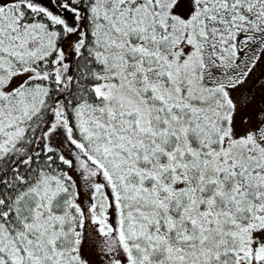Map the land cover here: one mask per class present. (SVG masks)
I'll return each instance as SVG.
<instances>
[{
	"label": "snow or ice",
	"instance_id": "snow-or-ice-1",
	"mask_svg": "<svg viewBox=\"0 0 264 264\" xmlns=\"http://www.w3.org/2000/svg\"><path fill=\"white\" fill-rule=\"evenodd\" d=\"M0 264H264V0H0Z\"/></svg>",
	"mask_w": 264,
	"mask_h": 264
},
{
	"label": "rangeland",
	"instance_id": "rangeland-1",
	"mask_svg": "<svg viewBox=\"0 0 264 264\" xmlns=\"http://www.w3.org/2000/svg\"><path fill=\"white\" fill-rule=\"evenodd\" d=\"M259 74V69L256 71V72H254L253 73V76H256V75H258ZM251 79V78H250Z\"/></svg>",
	"mask_w": 264,
	"mask_h": 264
}]
</instances>
